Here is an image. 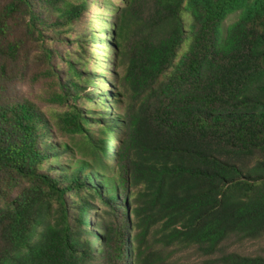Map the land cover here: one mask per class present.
<instances>
[{
	"label": "trees",
	"instance_id": "1",
	"mask_svg": "<svg viewBox=\"0 0 264 264\" xmlns=\"http://www.w3.org/2000/svg\"><path fill=\"white\" fill-rule=\"evenodd\" d=\"M0 264H264V0H0Z\"/></svg>",
	"mask_w": 264,
	"mask_h": 264
},
{
	"label": "rangeland",
	"instance_id": "2",
	"mask_svg": "<svg viewBox=\"0 0 264 264\" xmlns=\"http://www.w3.org/2000/svg\"><path fill=\"white\" fill-rule=\"evenodd\" d=\"M102 13H103L102 10L97 9V8H93L91 10L90 15H83L81 17V21L83 22V26H85V28H88V29H90V28L94 29L98 32L106 29L105 27L102 26V25H104L103 23H98V22L92 23V19H90V17L94 16V14H102ZM183 17H184L185 21L188 22V16H187L186 12H183ZM234 18H235L234 15H231L230 17H228V19L225 21V25L230 24ZM106 20H105V22H109L108 21L109 19H106ZM79 32L81 33V30H79ZM185 45H186V43L183 45V49L185 48ZM60 50H62L63 52H67V47H61ZM89 53L96 55V52L93 49H89ZM93 68H94V63L91 64V67H88L90 72H93ZM107 68L108 67H106V63H103L101 66L102 72H99V73L102 74V76L104 77V79L107 82H109V80H111V78H112L109 71L112 72V69L109 68L107 70ZM29 69L32 70L33 68L30 67ZM49 86H50V84L48 82H40V83H36V84H31L28 82L27 79H24L23 81H21L19 83V85L16 86V91L18 92L19 96L33 101L34 103H36V105L38 107L42 108L46 113L49 114V112L52 113L57 107V104H55L53 99L50 98L51 89L49 88ZM93 89H98V90H100V92L103 91V87L101 85L87 88L88 92H92ZM105 90H107V89H105ZM96 92H98V91H96ZM83 99L87 100V98H85V97ZM84 108L86 110L88 109V107H84ZM109 112H112L115 114L117 113V111H115V109H113V107H110ZM89 116H93V115H89ZM67 142L69 144L70 140L67 139Z\"/></svg>",
	"mask_w": 264,
	"mask_h": 264
}]
</instances>
